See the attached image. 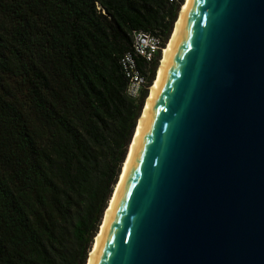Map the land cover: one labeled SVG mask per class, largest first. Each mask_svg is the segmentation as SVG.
<instances>
[{"label":"trees","instance_id":"obj_1","mask_svg":"<svg viewBox=\"0 0 264 264\" xmlns=\"http://www.w3.org/2000/svg\"><path fill=\"white\" fill-rule=\"evenodd\" d=\"M184 3L0 0V264H87L149 93L120 61Z\"/></svg>","mask_w":264,"mask_h":264},{"label":"water","instance_id":"obj_2","mask_svg":"<svg viewBox=\"0 0 264 264\" xmlns=\"http://www.w3.org/2000/svg\"><path fill=\"white\" fill-rule=\"evenodd\" d=\"M88 264H264V0L185 1Z\"/></svg>","mask_w":264,"mask_h":264},{"label":"built area","instance_id":"obj_3","mask_svg":"<svg viewBox=\"0 0 264 264\" xmlns=\"http://www.w3.org/2000/svg\"><path fill=\"white\" fill-rule=\"evenodd\" d=\"M177 5L181 0H168ZM164 40L162 36L146 31L134 33L132 50L121 59L120 64L128 81L127 95L134 101H139L143 92L148 89V76L140 68V61L152 65L163 54Z\"/></svg>","mask_w":264,"mask_h":264},{"label":"bare ground","instance_id":"obj_4","mask_svg":"<svg viewBox=\"0 0 264 264\" xmlns=\"http://www.w3.org/2000/svg\"><path fill=\"white\" fill-rule=\"evenodd\" d=\"M183 5H184V4H183ZM182 7H183V6H182ZM181 9H182V8H181ZM178 21H179V19H178ZM178 21H177V23H176V26H177V24H178ZM176 26H175V29H176ZM175 29H174V31H173V34H174V32H175ZM173 34H172V36H171V38H170V40H169L167 46H169L170 41H171V39H172V37H173ZM167 46H166V47H167ZM162 56H163V54H162ZM161 60H162V59H161ZM159 69H160V67H159ZM158 72H159V70H158ZM157 75H158V73H157ZM155 81H156V80H155ZM153 86H154V84H153ZM153 86H152V88H151V90H150V94H149V96H148L147 102H148V100H149V98H150V95H151V92H152ZM147 102H146V104H145V107H146V105H147ZM145 107H144V110H145ZM144 110H143V112H142V115H143V113H144ZM142 115H141V117H140V119H139V122H138V125H137V128H136V131H135V135H136L137 129H138V127H139V124H140V121H141ZM135 135H134V138H135ZM134 138H133V140H134ZM132 143H133V141H132ZM132 143H131V145H132ZM130 148H131V146H130ZM130 148H129V151H130ZM128 155H129V152H128ZM127 158H128V156H127ZM127 158H126V161H127ZM126 161H125V163H126ZM125 163H124V166H125ZM124 166H123V169H124ZM122 172H123V170H122ZM121 175H122V174H121ZM120 178H121V177H120ZM119 181H120V180H119ZM118 183H119V182H118ZM117 186H118V184H117ZM117 186H116V188H117ZM116 188H115V191H116ZM115 191H114V193H115ZM113 196H114V194H113ZM112 198H113V197H112ZM111 201H112V199H111ZM111 201H110V204H111ZM110 204H109V206H110ZM108 209H109V207H108ZM108 209H107V211H108ZM107 211H106L105 216H104V218H103L104 220H105V217H106ZM104 220H103V223H104ZM102 226H103V224H102ZM102 226H101L100 231H99V233H98V235H97V237H96V239H95V243H96V241H97V239H98V236H99V234H100V232H101ZM95 243H94V246H95ZM94 246H93V248H94ZM92 251H93V249H92ZM92 251H91V253H92ZM91 253H90V256H91ZM90 256H89V258H90ZM88 262H89V259H88ZM88 262H87V264H88Z\"/></svg>","mask_w":264,"mask_h":264},{"label":"rangeland","instance_id":"obj_5","mask_svg":"<svg viewBox=\"0 0 264 264\" xmlns=\"http://www.w3.org/2000/svg\"><path fill=\"white\" fill-rule=\"evenodd\" d=\"M186 1V0H185ZM180 13H181V9H180V12H179V17H180ZM179 19V18H178ZM175 26H176V24H175ZM174 29H175V27H174ZM174 31V30H173ZM173 34V33H172ZM162 59V58H161ZM160 65H161V61L159 62V66H158V69H157V72H156V76H155V80H156V78H157V73H158V70H159V67H160ZM155 83V81L153 82V84ZM153 86V85H152ZM151 88L152 87H150V88H148V90H149V93H148V96H149V94H150V90H151ZM148 99V98H147ZM146 102H147V100H145L144 101V103L142 104V112H143V110H144V107H145V104H146ZM142 112H141V115H142ZM141 117V116H140ZM140 119V118H139ZM138 125V124H137ZM129 152V151H128ZM109 207V206H108Z\"/></svg>","mask_w":264,"mask_h":264}]
</instances>
